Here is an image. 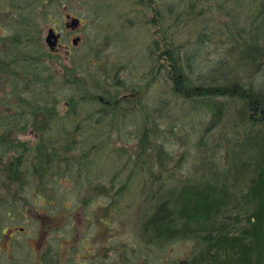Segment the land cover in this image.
Wrapping results in <instances>:
<instances>
[{
    "label": "rangeland",
    "instance_id": "obj_1",
    "mask_svg": "<svg viewBox=\"0 0 264 264\" xmlns=\"http://www.w3.org/2000/svg\"><path fill=\"white\" fill-rule=\"evenodd\" d=\"M234 1L199 0L206 29L224 40L235 37L234 31L253 33L262 46L264 33L256 18L262 16L257 7L264 0H237V6ZM185 3L0 0V50L9 47L7 53L0 51V66L8 63L0 68V122L29 126L27 135L15 134L23 141L16 153L22 154L9 156L27 162L22 178L10 183V210L23 225L27 218L48 217L63 226L60 240L70 234L67 226L73 218L72 264H174L186 259L194 245L191 238L147 245L141 235L155 195L222 173L224 160L232 156L226 149L239 145L244 129L262 128L264 110L246 109L239 117L241 98L197 92L200 80L219 81L218 65L232 68L237 62L227 42L221 47L204 37L202 26L187 25L196 20L191 10L184 9L174 21L171 8ZM65 13L80 19L73 31L64 27ZM49 26L64 34L55 52L44 41ZM76 36L80 39L72 45ZM109 91L130 96L120 107L107 106L97 96ZM85 92L95 98L80 103L77 99ZM27 103L31 110L40 103L52 105L55 114L43 131L42 121L35 124L19 113ZM64 127L72 129L74 140L65 151L61 143L54 145L57 137L63 140ZM35 131L43 132L42 143L48 137L44 145L58 161L47 159L39 171L33 169L41 145ZM64 250L59 247L57 255Z\"/></svg>",
    "mask_w": 264,
    "mask_h": 264
},
{
    "label": "trees",
    "instance_id": "obj_2",
    "mask_svg": "<svg viewBox=\"0 0 264 264\" xmlns=\"http://www.w3.org/2000/svg\"><path fill=\"white\" fill-rule=\"evenodd\" d=\"M225 1L229 2V0ZM175 3L178 5L180 2ZM238 4L240 3L235 0L234 6ZM252 8L254 14L258 12L257 8L261 10L262 16L257 17L256 20L261 21L258 30L263 34L264 5ZM184 9L191 10L196 16V20H192V23L187 25H197V28L202 26L204 37L216 39L221 47L223 42H227L237 62L232 68L218 65L215 71H220L217 77L219 81L215 80L210 84L207 78L200 80L202 85L197 86V92L201 96L230 94L232 97L241 98L242 107L238 112L239 117L246 109L255 112L264 110V42L262 46L257 44L260 36L253 33L240 35V32L234 31L235 37L224 40L211 29H206V14L203 7H199V0H187V3L183 7L178 6L177 10L171 8V14L175 13L174 21H179ZM252 22L254 23L253 20ZM248 25L252 26L249 23ZM230 33L232 32L227 34ZM6 50L1 53H7ZM7 64L4 63L0 68L6 67ZM173 66L177 67L175 63ZM253 68L255 70L252 72ZM53 78L54 76L51 79ZM89 94L81 93L77 100L80 103L94 100L95 97ZM100 95L97 96L99 102L107 100L111 101L113 107H120V102L114 103L119 98L118 95L110 94V91ZM18 96H21L20 93ZM75 102L70 99V103ZM207 102L209 101L201 100V103ZM25 106L24 112L28 114L30 120L35 121L36 124L42 121V131L46 128L49 118L55 114L54 111L51 112L52 105L48 103L35 105L32 110L28 103ZM38 110L40 111L36 114ZM29 111L32 113L29 114ZM219 112L220 108L216 105L214 113L217 115ZM14 114L17 112L14 111ZM63 129V140L57 137L58 141L54 145L61 143L60 147L65 148L63 151L70 150L72 143L69 145V142L73 137L69 131L72 129L66 127ZM248 130H243L237 147L232 148L231 152L230 147L226 149L228 154L232 155L230 156L232 163L227 167V171L218 172L210 180L196 181L178 190H167L155 195L153 211L140 226L145 243L161 245L173 239L178 241L183 238H191L194 241L190 255L174 264H264V122L262 128L251 129L250 132ZM2 137L3 135H0V138ZM47 138L42 143L43 139L40 135V152L36 155L39 162L37 160V165H34V171L42 169L43 164L48 162L47 159L49 161L52 159L54 164L58 163L54 151L51 152L44 145L49 141ZM36 156L34 158L37 159ZM89 262L93 264V260Z\"/></svg>",
    "mask_w": 264,
    "mask_h": 264
},
{
    "label": "flooded vegetation",
    "instance_id": "obj_3",
    "mask_svg": "<svg viewBox=\"0 0 264 264\" xmlns=\"http://www.w3.org/2000/svg\"><path fill=\"white\" fill-rule=\"evenodd\" d=\"M63 37L64 34H61L57 48L62 46ZM128 97L123 96V98ZM19 113L24 114L25 112ZM3 123L0 122V135H3L0 138V149L2 150L0 152V164L3 162L6 166L2 169L0 166V264H72L75 260L69 255L71 252V245L69 244L71 240L69 238L73 239L74 236L73 218H70L72 222L67 226L66 233L70 234L65 239L60 240L61 236L58 230L59 228L63 229V226L53 225L48 217L27 218L25 215L23 218L27 219L24 221L25 225H23L20 221L15 220L17 217H14L13 213L16 211L10 210V183L12 181L16 184L15 179L22 178L21 176L25 172L22 167L24 164L26 166L27 162L25 159L19 161L20 156L15 157L14 160H11L13 158L9 156L12 153L14 156L22 154V152L16 153L23 141L16 138L15 134L19 131L21 134L27 135L26 132H29V130L27 131L26 127L29 126H25V122H15V127L8 121ZM8 126L14 128L7 130ZM35 132L39 133V136L41 135L39 131ZM36 140L41 142L39 138H36ZM22 150H24V145ZM14 163L16 164L13 165ZM67 204L64 205L66 209H68ZM15 210L17 212L21 211V209L16 208ZM59 247L65 248V254L57 255ZM48 252L50 256L47 255Z\"/></svg>",
    "mask_w": 264,
    "mask_h": 264
},
{
    "label": "water",
    "instance_id": "obj_4",
    "mask_svg": "<svg viewBox=\"0 0 264 264\" xmlns=\"http://www.w3.org/2000/svg\"><path fill=\"white\" fill-rule=\"evenodd\" d=\"M78 24V18H72L71 22L67 23L68 26L74 27ZM58 35L54 33V30L52 28H49V30L47 31L46 37H45V41L47 42V44L53 48V46L56 44ZM77 39H73V43H76Z\"/></svg>",
    "mask_w": 264,
    "mask_h": 264
},
{
    "label": "bare ground",
    "instance_id": "obj_5",
    "mask_svg": "<svg viewBox=\"0 0 264 264\" xmlns=\"http://www.w3.org/2000/svg\"><path fill=\"white\" fill-rule=\"evenodd\" d=\"M165 55H167V54H165ZM167 57V56H166ZM167 59H168V57H167ZM184 78V77H183ZM231 163H232V159L230 158H226L225 160H224V166H222L223 167V171H227L228 169H227V167L228 166H230L231 165ZM221 167V166H220ZM216 174V173H215ZM215 174L213 175V176H215Z\"/></svg>",
    "mask_w": 264,
    "mask_h": 264
}]
</instances>
